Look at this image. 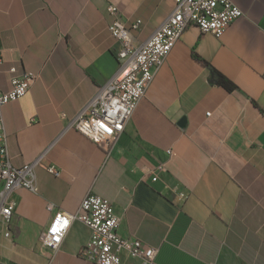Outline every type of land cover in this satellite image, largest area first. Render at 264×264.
I'll use <instances>...</instances> for the list:
<instances>
[{
	"label": "crops",
	"instance_id": "0c3cea01",
	"mask_svg": "<svg viewBox=\"0 0 264 264\" xmlns=\"http://www.w3.org/2000/svg\"><path fill=\"white\" fill-rule=\"evenodd\" d=\"M232 1L243 15L220 37L191 25L105 148L68 121L119 70L110 3L126 23L142 20L140 44L175 0H0V90L11 66L37 74L3 107L8 149L16 167L39 161L38 190L11 194L14 237L0 232L1 264H97L79 254L92 236L82 221L61 242L40 238L91 192L114 204L122 236L158 249L153 264H264V0ZM210 65L237 88L212 84ZM122 264L140 263L123 251Z\"/></svg>",
	"mask_w": 264,
	"mask_h": 264
},
{
	"label": "built area",
	"instance_id": "2783aa9c",
	"mask_svg": "<svg viewBox=\"0 0 264 264\" xmlns=\"http://www.w3.org/2000/svg\"><path fill=\"white\" fill-rule=\"evenodd\" d=\"M109 11L114 16L110 32L120 45L119 70L68 121L69 127L105 148H111L124 132L156 70L191 25L198 27L202 33L220 37L234 20L243 15V10L232 0H175L169 16L144 42L137 44L133 32L139 29L142 20L126 23L113 2ZM3 62L0 53V65ZM9 72L10 87L5 91L0 90V232L13 238L16 206L11 194L21 187L38 190L34 169L39 161L21 167L12 164L3 107L27 94L37 74L19 73L16 66H11ZM47 168L56 175L60 174L54 165ZM162 168L164 166L160 165L159 169ZM74 220L82 221L92 229L90 240L79 253L84 259L97 264H122L124 251L140 264L154 263L158 249L138 238L122 236L119 232L122 216L117 213L114 204L92 192L83 199L78 212L57 211L50 226L42 232L41 240L61 242Z\"/></svg>",
	"mask_w": 264,
	"mask_h": 264
},
{
	"label": "trees",
	"instance_id": "16d2710c",
	"mask_svg": "<svg viewBox=\"0 0 264 264\" xmlns=\"http://www.w3.org/2000/svg\"><path fill=\"white\" fill-rule=\"evenodd\" d=\"M201 61H203L206 65H209V63L204 60L203 58L199 57ZM209 80L212 84L222 86L226 88L227 90H235L237 88V85L230 80L227 76H225L222 72L217 70L215 67L210 65V76Z\"/></svg>",
	"mask_w": 264,
	"mask_h": 264
},
{
	"label": "rangeland",
	"instance_id": "374dc122",
	"mask_svg": "<svg viewBox=\"0 0 264 264\" xmlns=\"http://www.w3.org/2000/svg\"><path fill=\"white\" fill-rule=\"evenodd\" d=\"M133 3H134V1H133V2H131V3H130V5H131V6H133Z\"/></svg>",
	"mask_w": 264,
	"mask_h": 264
},
{
	"label": "bare ground",
	"instance_id": "6f19581e",
	"mask_svg": "<svg viewBox=\"0 0 264 264\" xmlns=\"http://www.w3.org/2000/svg\"><path fill=\"white\" fill-rule=\"evenodd\" d=\"M88 226V225H87Z\"/></svg>",
	"mask_w": 264,
	"mask_h": 264
}]
</instances>
